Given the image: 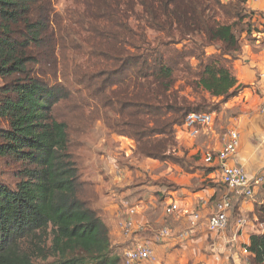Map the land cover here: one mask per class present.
<instances>
[{
	"label": "trees",
	"instance_id": "obj_1",
	"mask_svg": "<svg viewBox=\"0 0 264 264\" xmlns=\"http://www.w3.org/2000/svg\"><path fill=\"white\" fill-rule=\"evenodd\" d=\"M246 2L73 0L70 40V27L52 30L51 0H0V264H35L36 253L40 264H121L84 159L71 152L83 143L72 146L68 124L54 118L73 100L57 79L66 54L81 59L73 77L96 98L111 134L132 140L139 157L188 172L171 155L174 130L205 109L175 85L223 101L246 88L232 74L240 36L252 33L242 25ZM254 214L264 224V207ZM246 249L249 264H264V232L250 235Z\"/></svg>",
	"mask_w": 264,
	"mask_h": 264
},
{
	"label": "crops",
	"instance_id": "obj_2",
	"mask_svg": "<svg viewBox=\"0 0 264 264\" xmlns=\"http://www.w3.org/2000/svg\"><path fill=\"white\" fill-rule=\"evenodd\" d=\"M250 1H253L256 7L263 2L262 0ZM256 34L258 37L261 36L260 39H256L254 43L245 42L242 45L232 69L237 82L246 88L228 103L230 107L236 105L241 107V113L236 119L239 148L231 162L242 166L250 179L254 178L257 171L264 168V112L261 111V102L264 97L261 89L264 84V33ZM207 129H201L199 134L206 132ZM228 129L226 127V131ZM179 132L185 136L184 132ZM211 134L209 139L212 137L214 139L209 147H212L211 152H216L222 147L227 132ZM126 142L133 141L109 134L107 138L99 140L95 148L89 149L84 164L85 178L95 185L98 195L95 208L102 213V220L109 230L110 242L115 253L121 257L123 251L130 247L134 240H154L155 235L164 227L173 234H177L188 227L190 215L199 212L201 221L191 239L180 242L176 238H170L163 240L160 245L154 244L155 261L143 264H213L214 255H219L222 262L227 261L226 256L229 253L226 247L230 246L229 235L235 229L234 218L231 219L230 228L225 236L211 235L206 231V218L214 211L216 202L226 191L220 183L219 173L215 168L207 165L209 167L207 170L183 173L181 170L177 171L172 164L171 166L146 159L142 162L144 171L140 169L137 171L135 168L131 169L132 165L127 167L119 162L120 158L121 161L129 159L130 152ZM146 175L154 182L164 178L163 180L168 181L172 187L164 199L160 218L155 220L159 223L158 228L152 227L155 218L152 216L151 208L154 207L156 196L162 197L159 195L161 191L157 189L156 184L147 186L136 183V180ZM238 199L242 198L234 197L233 201L236 203ZM242 200L241 204L237 203L238 216H244V210L247 209L251 199ZM123 203H128L136 210L133 217L135 228L129 235H124L121 230L125 220ZM170 203L177 204L179 210L170 216H165L164 208ZM255 233L245 226L237 243L231 244L236 249V254L232 255L234 264L240 263L238 259V256L241 257L240 245H248L250 235Z\"/></svg>",
	"mask_w": 264,
	"mask_h": 264
},
{
	"label": "rangeland",
	"instance_id": "obj_3",
	"mask_svg": "<svg viewBox=\"0 0 264 264\" xmlns=\"http://www.w3.org/2000/svg\"><path fill=\"white\" fill-rule=\"evenodd\" d=\"M259 1L260 0H258V2ZM262 1L263 2L260 6H258L257 4L258 8L255 6V4H253L254 2L250 0H247L245 4L247 18L244 20L242 25L248 23V30L252 33L250 35L244 34L240 36L242 45L245 42L254 43L256 39H260L261 37H258V34L256 33H264V0ZM51 4L53 7L54 14L53 21L55 22V25H52L53 32H56L58 27H60L61 33H63V30L65 28L70 27V32L71 34H73L70 37V40H75V35L73 32L75 26L72 25V19L70 18V16L73 12L78 10V7L73 3V0H51ZM69 18L71 20V25H67ZM228 23L231 22L229 21ZM147 35L149 36V39L151 41H153L154 38L155 40L159 38L158 35L152 33L151 31H147ZM76 39H78V37ZM186 47H191V44L187 43ZM179 48H181V46H178V49ZM212 52H214V48L206 49L207 55L211 54ZM66 56V70L64 71L66 75L64 79H61V77L59 76L57 77V79L58 82H61V84L65 85L66 88L70 90L73 100L69 103H60L54 111V118L57 121L65 122L66 124H68L69 139L72 143V146L74 145L75 141L78 140L83 143L82 149H78L77 151L73 146V148H71V152L75 155H81L84 159L85 164V160L87 159L86 154L88 153L89 149L95 148L99 143V140L107 138V136L111 133L105 126L104 119L101 116V110L95 100L96 98L90 96L89 90H86L83 86L75 82V78L73 77V67L74 65L79 64V61H81V59L75 57V54L73 52H68ZM189 63L195 66V62L193 60H190ZM233 65L234 62L232 63V69ZM175 87L181 89L179 96L185 97L191 104H204L203 107L205 110L202 113L212 114L213 122L212 125L208 127V129H211H207L208 131L206 130V132H204L206 135L201 132L202 134H198L194 138H189L188 136H186V134L184 136L183 133H180L178 130H174L175 147L172 149L171 155L175 158L183 160L184 168L188 170V172L186 173H189L192 170H207L209 169V167L204 163L203 155L207 152L212 151V147H209L210 142L214 139V137L209 139V137L212 135L211 133L224 134L225 132H227L226 127L227 129L229 127L228 130L232 128L236 129V119L241 113V107L240 105L230 107L228 103L231 102L232 99L223 101L220 98H210L208 94L203 92L196 94L189 87L185 86L182 81H178ZM227 106L230 108H226ZM224 126L225 128H223ZM77 127L78 130L75 131ZM129 143L130 142H126V147L127 149H129L128 151L130 152L129 159L127 158L128 160L126 159L121 161L122 159L120 158V164L125 165L127 167H131L132 165L131 169L135 168L137 169V171H139V169L140 171H144L142 162L146 161V159L135 155V144L134 142H131L130 144ZM130 159L132 160L129 162ZM167 164L171 165L172 163ZM172 165L175 169H177V171H182L179 166L174 164ZM140 166L142 167V169ZM83 172L85 175V171ZM182 172L185 173L184 171ZM255 176L262 177L263 182L257 187H255L252 196L250 198H247V200H251H249V205H247V209L244 210L245 212L243 213V215L246 220L245 226L248 227V229H251L252 231H254V233H263L264 224L256 218L254 212L255 209L259 208L260 206L264 207V168L257 171ZM163 179L164 178H160V180L154 182L150 177L146 175V177H141L136 180L137 184H143L147 186L156 184L157 189L161 191L159 195L163 198L156 196V201H154V207L151 208V210L153 211L152 216L153 218H155L152 222V227L154 228L159 227V223H156V221L161 216L164 199L167 197V193L172 190V187L169 182ZM242 201V199H238L236 205L237 203L241 204ZM238 215V212L234 210L233 220L237 219ZM226 251L227 253H229V255L226 256V262L228 264H234V258H232V255L236 254V249L232 247V245H230L226 247ZM31 256L33 257V262L35 264H40L43 262L42 257H40V255H38L37 253L32 254ZM238 259L242 260V258L239 256Z\"/></svg>",
	"mask_w": 264,
	"mask_h": 264
},
{
	"label": "built area",
	"instance_id": "obj_4",
	"mask_svg": "<svg viewBox=\"0 0 264 264\" xmlns=\"http://www.w3.org/2000/svg\"><path fill=\"white\" fill-rule=\"evenodd\" d=\"M264 93V84L261 86ZM261 111L264 112V97L261 102ZM213 116L209 113H190L184 119L185 134L190 138H194L199 134L200 129L208 128L212 125ZM239 148V133L232 128L227 131L225 141L222 147L216 152H207L203 155V161L206 165L213 166L219 173L220 183L226 191L221 198L216 202L214 211L206 218V231L211 235L225 236L230 228V221L234 218L233 203L234 197L247 199L252 196L255 187L263 182L262 177L254 176L250 179L240 165H235L231 161L236 157ZM124 222L121 225V230L124 235H129L134 230L135 225L133 217L136 210L128 203H123ZM179 207L175 203H170L164 208V215L170 216L177 212ZM201 221L199 212H194L190 215L188 227L173 234L168 228L164 227L155 235L154 240L138 239L134 240L130 247L125 249L121 255V264H143L152 263L155 261L154 244L160 245L163 240L176 238L180 242H185L194 235L196 228ZM246 225L244 216H238L235 219V229L229 235V245L237 243L241 231ZM247 245H240L239 253L242 258L239 264H249L250 254L246 249ZM213 264H228L222 262L219 255L212 257ZM208 264V263H202Z\"/></svg>",
	"mask_w": 264,
	"mask_h": 264
}]
</instances>
